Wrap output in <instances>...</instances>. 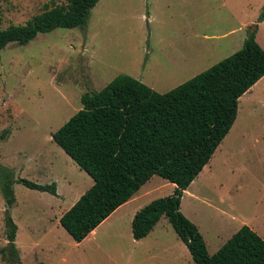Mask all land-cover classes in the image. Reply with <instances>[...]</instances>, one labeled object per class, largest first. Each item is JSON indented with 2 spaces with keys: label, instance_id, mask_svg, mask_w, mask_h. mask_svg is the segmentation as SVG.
Returning <instances> with one entry per match:
<instances>
[{
  "label": "rangeland",
  "instance_id": "1",
  "mask_svg": "<svg viewBox=\"0 0 264 264\" xmlns=\"http://www.w3.org/2000/svg\"><path fill=\"white\" fill-rule=\"evenodd\" d=\"M65 1L0 0V27L25 24ZM263 9L264 0H100L86 27H59L1 50L0 164L13 168L16 177L56 182L62 194L59 199L14 184L16 202L9 211L18 226L17 260L8 249V205L0 189V264H130V222L107 221L81 244L54 222L93 179L52 134L83 107L84 93L119 74L144 78L164 93L241 49L250 31L256 30L264 48ZM169 56L180 57L173 63L184 69ZM214 158L213 175L235 200L232 213L264 230V77L239 99L237 118ZM172 185L154 175L138 192L139 203L172 194ZM163 222L168 235L180 240L167 217ZM261 230L256 232L264 238ZM206 236L214 253L213 233ZM139 264L156 260L140 257Z\"/></svg>",
  "mask_w": 264,
  "mask_h": 264
},
{
  "label": "trees",
  "instance_id": "2",
  "mask_svg": "<svg viewBox=\"0 0 264 264\" xmlns=\"http://www.w3.org/2000/svg\"><path fill=\"white\" fill-rule=\"evenodd\" d=\"M99 1L66 0L25 24L0 27V51L11 42L28 44L39 33L59 27H86ZM260 20H264V9ZM263 77L264 48L254 30L241 49L170 91L158 92L122 73L102 89L84 93L83 107L52 134V139L94 183L62 215L61 225L81 242L154 175H159L176 188L135 214V239L149 235L166 216L196 264H264V238L249 225L242 226L210 254L199 227L181 210L184 191L230 132L238 115L239 99ZM15 183L55 196L58 192L56 182L40 184L16 177L13 168L0 164V189L8 205V249L18 260V226L9 211L16 202Z\"/></svg>",
  "mask_w": 264,
  "mask_h": 264
},
{
  "label": "crops",
  "instance_id": "3",
  "mask_svg": "<svg viewBox=\"0 0 264 264\" xmlns=\"http://www.w3.org/2000/svg\"><path fill=\"white\" fill-rule=\"evenodd\" d=\"M177 59H180V57L169 56L168 58L171 63H173V60ZM173 65L180 69H184V66H182V64L173 63ZM141 80L142 82L144 81V83H147L144 78H142ZM148 84L149 83H147V85ZM149 86L151 85L149 84ZM151 88L155 90L154 87L151 86ZM215 153L209 163L203 168V170L194 179L190 186L184 191L181 202V210L199 227L206 240L210 254H214L215 252H217L244 225H249L253 230L257 232H259V229L261 230V228H257V224L252 225L249 218L242 217L238 213V215L232 213L233 209L236 207L235 200L231 195L232 191L231 189H227L226 192H224L222 190L223 182L216 180L212 172L213 166L215 164L214 161L216 160V158H214ZM93 183H91V186L93 185ZM146 184L147 183H145L142 187H144ZM172 187L175 190L176 184L173 183ZM57 192V197H59L62 193L59 189L58 184ZM138 192L130 200L117 208L84 240H82L81 242L76 241V243L81 244L87 239L96 236L101 225H103L107 221H111L112 219L116 223L120 221H126L130 222V224L132 225L135 214L142 207L148 204L147 203L143 205L142 203H139L140 198L138 196ZM83 193L79 194L76 197L75 201L72 202V204L68 206L65 211L61 209L54 215L55 223H58V221H60L62 215L72 207V205L81 197ZM59 199H61V196L59 197ZM164 217L166 216H163L160 219V221L155 225L150 234L146 237L139 240L133 237L134 248H132V252L130 254V264H139L140 257L155 259L156 264H196L189 248L180 238V236L178 235V237L180 238L179 240L178 238H172L168 235L169 229L166 224L167 222H163ZM210 231L213 233V242H211V244L213 246L214 253L211 252V245L209 244L206 236V233H209ZM261 231H263L264 233V230ZM226 234L227 236H224ZM224 237L227 238L225 242L222 241ZM65 258L66 256L63 255V259Z\"/></svg>",
  "mask_w": 264,
  "mask_h": 264
}]
</instances>
